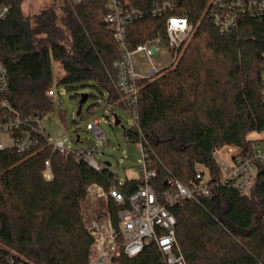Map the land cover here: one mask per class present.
I'll use <instances>...</instances> for the list:
<instances>
[{"label": "trees", "instance_id": "obj_1", "mask_svg": "<svg viewBox=\"0 0 264 264\" xmlns=\"http://www.w3.org/2000/svg\"><path fill=\"white\" fill-rule=\"evenodd\" d=\"M145 17L127 27L131 49L148 40H167L165 21L149 10L166 0H128ZM24 0H0L11 6L0 22V58L10 78L6 99L23 116L43 118L53 101V64L63 74L57 85L67 90L92 85L107 94L113 109H122L114 89V63L121 58L118 43L105 23L106 1L42 11L33 18L22 13ZM209 0H175L172 15L188 19L194 31L181 48L176 65L140 83L139 125L150 144V169L158 193L171 176L184 184L204 165L212 181L221 177L215 152L223 146L251 152L264 140L262 65L264 15L247 17L228 35H221L208 14ZM80 114L78 117H80ZM79 121V120H78ZM137 142L132 131L124 133ZM51 161L53 180L42 178ZM254 184L248 194L214 187L199 202L181 201L171 208L176 238L187 264H264V162H257ZM0 264L27 260L29 264H89L93 239L85 206L88 188L108 187L114 175L96 172L42 145L31 155L0 152ZM132 179L121 186L128 196L137 190ZM114 222L117 208L111 206ZM22 258V259H21ZM117 264H162L154 245L140 255H122Z\"/></svg>", "mask_w": 264, "mask_h": 264}, {"label": "built area", "instance_id": "obj_2", "mask_svg": "<svg viewBox=\"0 0 264 264\" xmlns=\"http://www.w3.org/2000/svg\"><path fill=\"white\" fill-rule=\"evenodd\" d=\"M87 1L71 0V4L81 5ZM104 1L108 10L105 23L113 31L121 53V58L114 63L113 86L119 95L122 109L128 111L132 118L133 126L125 132L132 131L137 135L136 143L140 147L142 159L135 169L137 178L134 180L138 188L130 195L125 196L121 192L124 183L115 176L107 188L99 184L88 188V196L92 195L107 207L112 203L117 208L115 222L112 214L104 209L101 216L90 215L88 218L87 230L93 239L89 264H117L122 255L137 257L150 245L156 247L162 264H187L176 238V219L171 208L181 201L199 202L201 198L209 197L213 188L218 186L248 194L254 184L256 163L264 162V147L240 153L237 147L223 146L214 154L221 173L218 180L213 182L209 170L204 165H197L191 183L184 184L169 176L164 182L166 189L158 193L153 184L156 172L149 166L150 144L139 125L140 83L154 79L163 70L177 64L181 48L189 41L194 28L187 18L171 14L175 0L155 2L149 14L153 18L164 19L167 40L157 37L131 49L126 39L127 27L142 20L145 13L128 0ZM10 13L11 6H0V22L5 21ZM208 14L218 32L228 35L241 20L247 17L260 19L264 15V0H209ZM165 62H168L166 66ZM262 84L264 99V61ZM9 90V73L0 58V152L14 151L26 156L34 154L45 145L51 154L73 157L76 162L84 161L98 173L107 168L96 158L99 148L108 144L97 120L88 123L85 129L94 133L98 144L77 150L74 145L81 142L79 133L75 137L55 141L44 128L41 117H23L14 108L6 99ZM58 95L62 96L63 93ZM55 96L53 88L47 92L50 99L53 100ZM102 107L116 115L108 96L104 97ZM42 178L45 182L53 180L50 159L44 163ZM12 255L7 258L9 264H29L27 260L15 261Z\"/></svg>", "mask_w": 264, "mask_h": 264}, {"label": "rangeland", "instance_id": "obj_3", "mask_svg": "<svg viewBox=\"0 0 264 264\" xmlns=\"http://www.w3.org/2000/svg\"><path fill=\"white\" fill-rule=\"evenodd\" d=\"M65 2L68 5L71 4V0H24L22 13L25 18H33L42 11L52 9L58 17H61L63 15L62 7ZM167 64L168 62H165L164 65L166 66ZM62 74L61 68L57 64H53L52 82L56 96L52 100V111L42 118L43 126L48 134L55 141H59L75 137L79 133L81 142L75 144L74 148L85 150L98 144L94 133L87 132L85 129L88 123L97 120L108 142L107 145L99 148L96 154L97 160L105 168L107 167L106 164H111L107 169L123 183L137 178L135 169L142 159V153L136 142H129L124 136L125 130H130L133 126V121L128 111L114 108L113 111L121 121V125L115 126L113 112L106 111L102 107L103 99L108 96L107 94L102 95L92 85L78 87L69 91L64 86L57 85L58 78ZM60 92L63 93L62 96L58 95ZM82 95H87L89 98L82 107L80 117H78L77 113ZM250 139L264 140V134L251 135ZM258 147L263 148L264 143H261ZM111 206L112 203L107 207L105 203L103 204L90 195L85 206V214L88 218L90 215L101 216L103 209L111 213Z\"/></svg>", "mask_w": 264, "mask_h": 264}, {"label": "water", "instance_id": "obj_4", "mask_svg": "<svg viewBox=\"0 0 264 264\" xmlns=\"http://www.w3.org/2000/svg\"><path fill=\"white\" fill-rule=\"evenodd\" d=\"M88 98L89 97L87 95H82L81 96L80 103H79V109H78L77 115L80 114V112L82 110V107L88 101ZM114 117H115V120H116L115 121V126L121 125L120 120L118 119V117L116 115ZM106 166H107V168H109L111 166V164H106Z\"/></svg>", "mask_w": 264, "mask_h": 264}]
</instances>
